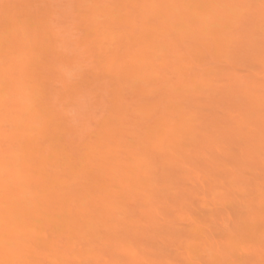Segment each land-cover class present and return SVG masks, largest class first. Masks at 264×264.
Segmentation results:
<instances>
[{
    "label": "bare ground",
    "instance_id": "6f19581e",
    "mask_svg": "<svg viewBox=\"0 0 264 264\" xmlns=\"http://www.w3.org/2000/svg\"><path fill=\"white\" fill-rule=\"evenodd\" d=\"M88 1L76 0V4L74 2L75 5L73 3L72 5L77 9L74 10L73 7L74 12L69 14L73 17V22H78L76 25L74 22L73 28L78 30V34L81 33L79 40L82 42L78 40L76 45L78 48L83 45L84 48L80 50L72 49L74 46L71 48L72 42L75 41L72 36L77 37L74 30L72 31L75 35L71 33L73 34L71 36V29L63 28L64 30L57 31L59 29L55 28L53 31L42 25L49 38L41 42L42 39L35 37L37 30V33L34 31L35 35L33 34L37 41L34 39L35 41L31 43L32 37H28L25 33L30 23L26 24V28L24 24H16L20 18L23 17L22 21H25V17L28 16L22 8L17 13L14 11L15 14L12 12L14 16L10 18L12 22H9L15 25L12 27L14 30L11 28L15 32H11L14 33L11 38L5 39L7 37L5 34L10 30L6 32L0 27L1 32L2 30L5 32L2 36L5 35L6 40L4 46H2L3 41L0 42V224H2L0 254L5 259L17 257L26 261L29 259L27 255L31 257L35 255V258H38L45 254L39 251L44 248L45 252H49L46 257L51 255L54 259L66 260L68 251H72L74 258L81 262L90 254L97 255L102 240L99 235L111 227L123 225L124 228L135 229L138 228L136 226L138 222L148 221L147 228H151V231L158 230L161 227L157 226H163L160 225L162 222L155 221L153 223L157 222L159 225L150 226L153 220H157L158 215L162 213L164 216L162 211L157 213L155 208L149 205L153 200L156 204L157 199H154L153 191L158 179L155 182L154 176L159 174L158 176L162 175L167 182H173L171 178L174 179L176 172L178 177H181L183 176L181 172L188 171L187 168L190 166L187 165L190 161H185L186 155L182 156L183 152L178 151L182 147L181 141L185 136L193 133L196 129L195 122L200 121L201 115H196L197 112H201L198 110L214 109L215 106L225 103V100L232 103L234 99L229 98L230 95L234 97L241 94L244 99L247 97L249 103L245 113L243 111L237 113L240 123L241 121L243 123L241 126H250L253 122L251 114L262 112L264 105L262 91V96H259L261 94L258 95V91L255 93L253 89H248L252 87L251 84L246 88L247 83L244 87L247 81L238 82L240 80L238 76H229L228 81L238 79L235 87L239 91L233 90V93L236 92L232 94V90L229 89L230 92L227 93L229 87L228 82L225 85L224 71L229 67L220 66L221 69L215 66L214 69V64H210L212 59L213 63H215L214 59L220 60L214 41L226 34L227 29L233 25L237 17L242 15L243 10L215 9L216 27L211 35L204 29L195 31L191 25L185 24L177 29L176 38L169 41L167 31L172 27L170 21L185 17L192 10L183 7L143 9V15H158L162 17V21L159 24H138L134 19H129L127 23L117 20L118 17L128 16L127 8L101 7L87 10L80 8L81 5L258 4L259 0H91L92 3ZM47 2H50L49 5H59L61 0ZM63 3L65 9L70 6L68 0H63ZM14 4L13 6H18ZM30 5L33 4L30 2ZM57 8L54 9L53 16L57 13L56 17L59 15L57 18L68 20L65 10ZM17 15H20L19 20ZM72 17L69 18L71 23H73ZM101 18L103 23L99 22ZM39 23L41 25V22ZM30 25L28 29L31 28ZM40 25L37 27L39 28ZM28 29L27 33L29 31L33 33V30L28 31ZM44 34L42 32L41 35ZM212 48L214 51L211 50ZM209 50L214 53L211 51L209 53ZM10 54L15 59L11 63H6ZM208 54H213L210 63L207 61ZM221 60L226 63L224 62L226 59ZM61 63L81 64L83 72L80 78L69 80L54 75L53 69ZM235 64L238 65V61ZM237 65L232 67L230 63L232 69L227 70L235 71ZM154 69L162 71L157 86L151 83L149 76ZM198 70H202V74ZM233 72H230L232 76ZM260 82L264 84L262 79L259 81V84H262ZM86 89H94L95 92L89 94L98 93L100 102L90 106L85 100ZM186 91H193V95L192 92L186 94ZM150 92L157 93L155 101L148 99ZM244 92L249 96L244 97ZM190 96L193 97L190 99ZM186 102L191 103L192 107H189L194 111L184 110L183 105L185 106ZM213 109V112H219L215 110L216 108ZM172 112L173 115L178 114V117L173 116ZM84 116L87 118V123L82 119ZM212 129L211 134H215ZM250 129L253 130V127L250 126ZM230 133L232 134L233 131ZM259 141L260 143L254 141L257 143L255 145H261L258 148L262 149V141ZM192 157L196 158L194 155ZM158 163H161L159 167H157ZM194 170L192 173L195 172ZM158 176L157 178H160ZM9 183L13 186L9 187ZM176 186L175 188H178ZM138 199L149 202L147 203L150 209H145L147 212L136 206ZM156 209L158 211L159 208ZM154 210L155 214H153ZM170 216L166 219L167 223L172 218ZM161 220L165 221L163 218ZM58 231H63V234L67 235L68 241L65 245L60 246V239L56 235ZM139 233V230H136L122 239V249L127 250ZM6 238L11 242L6 244ZM83 242H85L84 246L76 248ZM70 245L74 247L69 248ZM133 253L137 254L135 249Z\"/></svg>",
    "mask_w": 264,
    "mask_h": 264
},
{
    "label": "rangeland",
    "instance_id": "374dc122",
    "mask_svg": "<svg viewBox=\"0 0 264 264\" xmlns=\"http://www.w3.org/2000/svg\"><path fill=\"white\" fill-rule=\"evenodd\" d=\"M34 1L36 5L34 4ZM47 1L48 0H46V2ZM89 1L88 3H92L91 0ZM104 1H107V0H104ZM30 2L33 5H30ZM36 2L39 4L40 7L38 6ZM46 2L45 0H42V1H38V0H31V1L30 0H16V1L15 0H0V27L4 28L3 30L6 31V28L7 27L9 28V26L7 25H9L10 22H12L11 17L14 16L12 12L14 13V11H16L17 13L18 11H20V8H22L23 10L22 9L21 10L24 12L26 11L25 13H27L28 16L30 17L28 18V16H26L27 19L25 17V21L27 20V22H29L30 24L33 23L32 25L29 24L31 27L29 29H28V26H29L28 23H27L28 25L27 28L25 27L26 25H24V27L26 28L25 33L27 34L28 37L30 38L32 37L30 42L32 43L35 40L37 41L36 38H40V40L42 39L41 42L45 41L44 39L49 38L48 37L49 34L47 35V33L44 32L45 28L42 26V24L40 25L39 22H41V15L43 16L46 11L44 10L42 6L49 5L50 3V2H47L46 4ZM74 2L76 4V0H73L72 2L71 0H68V4L70 5L68 6L69 9L68 7L67 9H65L66 6H64L65 8L63 7V4H64L63 0H61L62 4L59 3L58 8L64 9L65 12L68 14L67 16L68 20L66 19L68 23L65 24V26H62V24L57 25L56 30L59 29L57 31H60V30L62 31L64 29H68V30L71 29L70 34L71 33L74 34L76 32L75 34L77 35L78 38L72 36L73 34H71L73 40H75L72 42L71 48L74 46L72 49L77 50L78 46L76 45H77V41L79 40V37L81 36V33L78 34L79 33L77 32L78 30H74L73 27H75L74 26L75 21L73 22L74 20L73 17L69 15L71 12H74V10L77 9L73 6L75 5ZM13 4L14 5L18 4V6L17 5L13 6ZM73 7H74V10H73ZM54 9L55 8H53L52 11L50 10L49 15L53 16V13L55 12ZM57 9H56V12H57ZM39 12H42L43 14L42 13L39 14ZM7 13L9 15H7ZM76 13L78 14V11ZM29 14H32V15L30 16ZM56 14L54 15L56 16ZM3 15H5L6 17L5 16L3 17ZM17 16H18L17 20H19L18 18L20 17V15H17ZM57 17H59V15H57ZM71 17H72L73 23H71V19H69ZM6 20L8 22L10 21L9 24ZM22 20H23V17L22 19L20 18L19 21H22ZM77 23L78 22H75V25ZM3 24L4 25L6 24L5 27H3L4 26ZM39 25L40 27L38 28L37 26ZM59 26L62 29L59 28ZM42 27L44 28V30ZM258 28H257V32H258ZM12 29L14 30V28ZM12 29L10 28L7 30L8 32L10 30L9 33L11 35L9 33L5 34L3 30L1 32V29H0V40H1L0 42L2 41L4 42L5 39H7L8 37L11 38L13 36L14 33L12 34L11 32H15V31H13ZM27 29L28 31L33 30L32 31L33 33H31V31L27 33ZM37 30H38V33H37ZM72 30H74L75 32ZM34 31L35 33H37V36H35L36 38H34L33 36V34L35 35ZM42 32L45 33L46 36L45 34L41 35ZM2 34H5L7 37H5V35L2 36ZM38 34L40 35V37H38L39 36ZM41 36L43 37L41 38ZM79 41L82 42V40H79ZM3 42H2V46H4L5 44V42L4 43ZM74 42H76V44L73 45ZM258 47L259 46L257 43V54L255 56H248L243 50H240L236 54L237 56L235 55L232 58H226V60L224 61L226 63H223L221 59L219 61L214 59L215 63H213V59H212V63H210L211 62L210 59L212 58L211 56L213 54L212 55L208 54L209 57H207L208 58L207 61L208 62L210 61L209 63L211 65L214 64L213 65L214 69H216L215 66L217 67L228 66L230 69H232V67L237 65L235 63H237L238 61V65H240L239 68L241 69H239L237 65L236 66L237 69H235V71L234 70L230 71V72L234 71L233 76H232V73L230 74V72L228 71L229 68H227L228 70L223 68L225 69V71L224 70L223 71L226 72L225 79L227 80L228 78L229 80V76L230 77L238 76L240 80H238L237 77H235L238 80V82L241 80L247 81L244 83V87L248 83L246 88L252 86L253 88L251 87L248 89L249 90L253 89L252 91L254 92L256 91L255 93H257L258 91L257 93L258 95L261 94V91H262V94L264 95V88H263L264 84L262 82H260L262 84H259V81H261V79L262 81H264L263 79L264 60H261L259 56ZM4 48L5 47H3V49ZM80 48L83 49L84 48L83 45L79 47L78 49L80 50ZM211 50L214 51L213 48ZM211 50H209V53ZM212 51L211 53H214ZM235 57L237 58V60H235L236 59ZM208 62H206V64ZM230 63L232 64V67H230ZM238 69H239V72H238ZM242 69L243 70L245 69V70L243 71ZM215 71H222V70H215ZM195 72L197 73L196 70ZM201 72L202 70L200 71V73ZM240 73H242L243 75L242 74L240 75ZM226 80H225V85L228 82L227 85L229 87L228 90H226V92L228 91L227 93H229L230 90H232L231 93L234 94L238 90L235 87L237 85V80L232 81L233 85H232L231 80L230 81L228 80L226 81ZM229 82L231 84H229ZM258 84H259L258 86L259 88L257 87ZM56 85H60V84L56 83ZM218 85H220V83ZM254 86L256 87V89ZM260 86L262 88H260ZM190 90L192 89L190 88ZM233 90H236V91H234L233 93ZM187 91L185 92L186 94L188 93L190 94V92H192L191 94L193 95V91H189V92ZM252 91L250 92L247 91V92L253 94L254 92ZM262 94L259 96H262ZM156 95L157 93L152 94L150 92V95H149L150 97L148 96V99L155 101V99H157ZM246 95L247 94H245L244 92V97ZM231 96L232 95H230L229 98L234 99L232 103L229 102L228 100L227 101L225 100V103L220 104L221 107L220 105L215 106L216 109L215 108L214 109L219 112H213L212 111L213 108H212L211 110L210 109L198 110V111H201L202 113L201 112L196 113V115L197 114L199 116L201 115L200 117L198 116L200 121L195 122V128L197 130L194 129L193 133H190L189 135L184 137V139L181 141V144H182L181 145L182 147L180 149L181 151L180 150L178 151V152H183V154L181 153L182 156L186 155V158L184 159L185 161L187 162L190 161L188 162L189 165H187L188 167L190 166L189 168H187L188 171L187 170L186 172L183 171L184 174L183 172H181L182 173L181 175H183L181 177H178L179 175L176 174L177 173L176 172L175 173L176 175L174 174V179L171 178L173 182L171 181L167 182V180L164 179L161 174H160L161 177L158 176L159 174L156 175V177L154 176L155 182L157 181V179L158 181L156 182L157 183L156 186H155L156 183L154 184L155 187H154L153 192L155 194L153 192L152 193L155 195L154 199L157 198L156 204L159 201L157 204L158 206H156L154 200L152 201V203H149L147 200L145 202V200L143 199H140V201L142 200L141 203H137V202H140L139 199L136 201V206L140 208V210L142 209L149 210L150 206H153L152 208H155L156 212L158 213L159 210L163 208L162 205L165 206L163 208L164 210L165 209L166 211L170 210L168 212L162 211L164 213V216L162 215L160 211L159 213H161V215H158L157 220H153L150 225L152 226L153 224L156 225L162 222L163 224L161 223L160 225H163V226L156 225L157 227H161V228H158V230L151 231L150 230L151 228L146 227L149 225L148 221L138 222L136 224L138 228H135V229L134 228L132 229L131 227H129V229L127 227L124 228L125 226L123 225L111 227L108 231L100 233L99 237H102V240L100 241L98 249L95 247L97 249V253H96L97 255L95 256L93 254H90L87 257H84L81 262L77 261V259L74 258L72 251H68L66 260H64V259H54L51 257V255L46 257V255L49 252H45L43 250L44 248H41L39 249V251L42 254L45 253L44 255L38 258H35V255L33 257H31L30 255H27L29 259L26 261L24 258L18 259L17 257L5 259L3 255L0 254V264H264V213L261 212V208L262 206H264V187H262L264 186V167H263L264 160L262 161L260 160L262 159L261 158L262 156L260 153L261 150L259 151L260 147L258 148V146H261V145H258V146L255 145L257 143H260L259 140L262 141L261 139L262 138V133H261L262 128L261 127H264V122L262 118V112L252 113L251 116L253 118V122L250 126L253 127V130L250 129V126H246V125L241 126V124L243 123L242 121L240 123L238 114L240 111H243L245 113L249 108V103L246 100L247 97H245L246 99H244L243 96L241 97V94H238L237 96H234V97L233 96L231 97ZM192 97L190 96V99ZM190 104L191 103L186 102L185 106L183 105V107H185L184 110L188 112H192L191 110H193V108L191 109L189 107V106L192 107V105ZM223 109H225L224 110L225 112L223 111ZM208 110H210L209 113H208ZM222 111L224 112V114ZM172 115H173V112H172ZM175 115L177 116L178 114H174L173 116ZM260 118L262 120H260ZM254 120L256 122H254ZM259 120L262 122H260ZM232 121L235 123H233ZM199 122L202 125V128ZM211 129L213 130L212 131L213 133L214 132L216 133L211 134L210 132ZM195 130L197 132H195ZM232 131L233 133L231 134L230 132ZM256 136L258 139L260 137L261 138L258 140ZM221 138L223 140H221ZM250 139L257 141V143H255L253 140L251 141ZM252 145L254 146V148ZM192 147H195V148H192ZM188 148H190L191 150ZM190 153L192 154L190 155ZM193 155L196 156V158L192 157ZM179 156H181L180 153H179ZM198 158L200 161L198 160ZM241 159L244 161V163H241L243 162ZM201 160H202L203 166L201 164ZM191 161L195 162V164L192 163ZM190 163H192V165H190ZM160 165L161 163L160 164L158 163L157 167H159ZM195 165H197L198 167H196ZM194 166L196 168H194ZM192 167L196 169V171ZM193 170L195 171L194 173H192ZM187 172H190V173H187ZM191 173L193 176L191 175ZM194 174L198 176L196 177ZM199 175H202V176L199 177ZM157 176L160 178H157ZM185 176L187 177L185 178ZM176 178H178L177 182H175ZM176 185L178 186V188H175ZM172 186L174 187L172 188ZM155 188L157 191L155 190ZM173 197L174 198L177 197V199L176 198L174 199ZM142 202H144V204ZM147 202L149 203L150 206H148ZM153 202H154V205H153ZM165 203H167L169 207ZM170 203L172 204V206ZM166 206L168 207V209L166 208ZM156 208H159L158 211ZM146 210L145 212H147ZM155 210L153 211V214H155ZM175 210L177 212V215H175L176 214ZM173 212H175V214H173ZM167 214L169 216L170 214H172L171 215L172 218L170 216L171 218L170 221H173V222H170L168 220V223H167L166 219H169L168 218L169 216L167 217ZM173 215L175 216V219H173L174 218ZM162 218L163 220L165 219V221H162L161 220ZM155 221H158V223L157 222L156 224L153 223ZM1 225L2 224H0V226ZM136 230H139L140 232L138 234V237L133 240V243L130 244L127 250L122 249L121 247L122 239H124L128 234L133 233ZM63 233H64L63 231H60V232L58 231V233H56V235H58V238L60 239L59 240L60 246L65 245L66 242L68 241L67 235ZM84 245H85V242H83L81 245L76 246V248L78 247L81 248ZM72 247H74V245L69 246V248H72ZM134 249L137 253L136 255H134L133 253Z\"/></svg>",
    "mask_w": 264,
    "mask_h": 264
},
{
    "label": "snow or ice",
    "instance_id": "6c2138e0",
    "mask_svg": "<svg viewBox=\"0 0 264 264\" xmlns=\"http://www.w3.org/2000/svg\"><path fill=\"white\" fill-rule=\"evenodd\" d=\"M46 11L41 17V24L45 28H51L53 31L59 24H67V20H62L56 16L49 15L51 9L58 7V5H44L42 6ZM101 7H122L128 9L127 17H118L117 20L122 23H127L129 19H134L136 23H156L159 24L162 21V17L156 16H145L142 14L143 9H165L170 7H183L192 10L189 15L185 17L175 18L170 21L172 27L167 31V39L172 41L177 36V29L188 24L193 27L195 31L204 29L210 35L214 32L216 27V17L214 16L215 9H235L243 10L242 15L236 18V21L231 27L227 29L226 34L214 41L217 55L220 59L232 58L240 50H243L248 56H255L257 54V43L258 51L261 60H264V0H259V3H243V4H223V5H209V4H198V5H163V4H129V5H81V10H87L92 8ZM257 12H258V32H257ZM103 23V18L100 19ZM27 21H17L16 24L26 25ZM14 24H9V28L14 27ZM7 32V29H6ZM258 36V40H257ZM15 59L11 54L6 59V63H11ZM83 72L81 64H58L54 69L53 73L57 77H65L69 80H77L80 78ZM151 83L154 86L159 84L162 77V71L154 69L150 74ZM95 90H85V100L90 106L95 103H99L101 98L99 94L90 95ZM262 118H264V105H262ZM85 123H87L86 116L82 117ZM262 160H264V127H262V149H261ZM9 183V187H12ZM264 187V186H262ZM159 211H163L160 209ZM261 212L264 213V206L261 208ZM7 238L5 243H10Z\"/></svg>",
    "mask_w": 264,
    "mask_h": 264
}]
</instances>
